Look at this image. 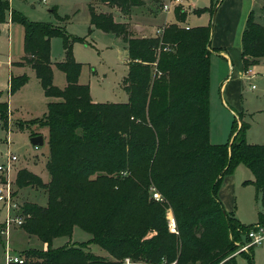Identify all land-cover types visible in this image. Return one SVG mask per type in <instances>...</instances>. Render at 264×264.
<instances>
[{
	"label": "trees",
	"instance_id": "trees-1",
	"mask_svg": "<svg viewBox=\"0 0 264 264\" xmlns=\"http://www.w3.org/2000/svg\"><path fill=\"white\" fill-rule=\"evenodd\" d=\"M99 1L125 16L143 5L142 0ZM8 11L11 21L24 28V55L16 64L29 65L44 96L57 99L47 104L44 116L33 120L48 127L44 167L49 180L25 167L14 177L16 188L42 189L46 197L43 205L24 201L17 214L19 226L46 247L26 249L21 263L9 264H121L125 259L237 264L240 254L254 264L253 245L239 250L242 232L247 236L254 224L244 225L226 212L218 189L225 175L244 164L253 175L244 183L255 187L264 206V144L246 141L249 123L240 119L232 121L229 142L209 140L210 55L217 51L210 44V25L185 28L179 22L186 14L177 8V22L164 25L160 35L136 37L129 23L116 22L88 4L90 24L121 37L128 54L123 81L127 101L97 103L88 85L79 83L81 64L72 56V44L84 40L48 23L29 21L10 8L8 0H0V21ZM52 35L63 40L65 57L56 65L65 75L64 88L53 83ZM241 55L245 71L264 56V26L253 12L241 34ZM26 81L25 75L11 77L10 93ZM7 114L8 102L0 101L3 125ZM151 190L159 192L160 200ZM168 210L175 232L169 227ZM258 217L257 223H264V214ZM74 226L90 238L52 245L57 237H70ZM90 244L109 256L94 254Z\"/></svg>",
	"mask_w": 264,
	"mask_h": 264
},
{
	"label": "rangeland",
	"instance_id": "rangeland-1",
	"mask_svg": "<svg viewBox=\"0 0 264 264\" xmlns=\"http://www.w3.org/2000/svg\"><path fill=\"white\" fill-rule=\"evenodd\" d=\"M8 3L10 8L29 21L48 23L54 29L84 40V42L77 40L72 44V56L81 64L79 83L88 85L94 102L127 101L128 97L123 89V81L128 71L125 57L126 44L120 38H115L112 33L93 27L90 24L88 11V4H91L96 12L109 13L116 22H122L119 21L121 12L117 7H110L99 0H8ZM149 3L151 5L147 9V14L157 11L155 20L149 23L147 29L152 33L155 32V26L163 22L161 16L164 15L153 0ZM192 3L183 6L186 20L179 23L185 25L184 22H187L190 26L210 25L212 45L225 44L227 28L237 15L235 0H193ZM246 3L247 1L243 2ZM201 8L205 11L195 12L196 9ZM255 9L260 12L261 7L256 6ZM140 10L141 6H138L133 7L130 12L132 28L130 24L127 28L131 36L140 35L142 27L139 26L146 24L141 17L135 16V12ZM174 20V12L168 13L166 21ZM255 21L264 25L263 17L255 16ZM143 32L145 33L146 29ZM49 43L53 83L59 88H64L65 75L56 65L65 57L62 37L52 35ZM23 44L24 28L20 23L11 21L8 11L5 20L0 21V94L1 98L8 102L6 125H3L0 119V165L6 163L8 154L16 155L17 160L11 163L8 173L11 202L15 206L7 210L4 202L0 200V264H6V254L24 258L22 251L42 248L40 240L35 236H28L13 220L7 228L3 224L5 218L14 219L17 216L24 201L38 202L42 205L46 202L42 189L34 187L18 189L14 186L16 171L24 167L40 175L44 181L47 180L44 162L49 150V131L47 126L33 120L44 116L47 112V104L57 100L44 96L39 80L29 65L16 64V61L19 62L24 55ZM227 51L229 61L216 53L210 55L209 140L215 144L229 142L232 138L230 135L232 121L240 119L250 124L245 135L246 141L251 144H264V57L248 66L252 69L251 76L242 78L245 67L241 50L235 40L227 47ZM22 75L27 77V81L10 93V78ZM225 80L227 82L223 89L222 84ZM239 124L240 122H237L238 126ZM36 134L42 135L44 139L43 144L37 147L30 142L31 135ZM2 175L6 178V174L0 171V179ZM230 178L234 182L235 190L234 217L244 225L254 224L252 228L257 224L264 227V223H257L258 213L264 214V206L256 197L255 187L251 183H244L245 180L253 179L251 171L244 164H239L229 176L225 177V180L228 181ZM150 193L155 200H160L159 192L151 190ZM155 193L157 197H154ZM166 216L169 222L171 219L174 220L171 210H168ZM88 238H90L89 233L74 226L70 237L55 238L53 246L77 243ZM246 238V233L242 232L240 242L246 243ZM89 250L100 256H109L96 244H90ZM236 260L237 264H247L243 254L237 255ZM253 263L264 264V239L253 247ZM121 264L127 263L124 260ZM134 264L144 263L134 262Z\"/></svg>",
	"mask_w": 264,
	"mask_h": 264
},
{
	"label": "crops",
	"instance_id": "crops-1",
	"mask_svg": "<svg viewBox=\"0 0 264 264\" xmlns=\"http://www.w3.org/2000/svg\"><path fill=\"white\" fill-rule=\"evenodd\" d=\"M143 1V5L141 6V10L140 11H136L135 12V16H138V17H141L143 20H145L146 24L142 25V26H139V27H142L141 28V31H140V35L136 36V37H146V36H154L156 35V31L163 28L164 25L168 24V23H171L170 21H166L168 19V13H163L164 16H161V20L163 21L160 25H154L155 26V32L152 31V33L149 31H147V29L149 28V23L151 21H154L155 20V17L157 15V11H154L152 12L150 15L147 14V9L149 7V5H151L149 3V1L151 2V0H142ZM154 1V0H153ZM244 1H247L246 4H243ZM235 2L237 3V15H236V18L234 20L231 21V25L229 28H227V41L225 44L223 45H212V34H211V39H210V44H211V47L214 49V50H217L216 52L214 51L213 53H216L220 56H222L224 59H226L227 61H229V55H228V51H227V47L230 46V43L235 40L236 43L239 45V48L241 50V34H242V31L245 27V21H246V18L248 16V14L250 12H253L254 14V18L255 16H259V17H263L264 19V11L262 9V6L264 5V1L263 0H235ZM193 4V3H192ZM256 6H259L261 7V10L260 12L259 11H256L255 7ZM175 16V15H174ZM121 20L119 21H122V22H127L130 24V19H131V15L129 14L128 16H125V15H122L121 14V17H120ZM186 20V19H185ZM176 21V18L173 22ZM185 25H188L190 26L187 22H184ZM261 24V23H259ZM146 25V26H145ZM262 25V24H261ZM198 26V25H196ZM264 26V25H263ZM130 27L132 28L131 24H130ZM146 29V32L144 33L143 31H145ZM113 34V33H112ZM114 35V34H113ZM115 38H120L121 37H117L114 35ZM121 41L126 44L122 39ZM127 47V45H126ZM211 53V54H213ZM126 56V60L128 61V54H125ZM264 57V56H263ZM262 57V58H263ZM22 58V57H21ZM20 58V59H21ZM261 59V58H260ZM259 59V61H260ZM17 62V61H16ZM12 63V62H11ZM13 64V63H12ZM230 67V65H229ZM252 75V69L248 68V70L244 71L242 73V78H246V76H251ZM66 80V79H65ZM79 81V80H78ZM227 82L226 80L224 81V83L222 84V88L224 89L225 88V85ZM91 96V95H90ZM46 97V96H45ZM128 97V96H127ZM0 101H7L6 99L4 98H1V94H0ZM247 113V112H246ZM250 126V124H249ZM249 129V128H248ZM36 135H39V134H36ZM211 135V134H210ZM43 142H44V139H43ZM215 144V143H214ZM47 159V157H46ZM44 165H45V162H44ZM45 168V167H44ZM46 170V169H45ZM31 171V170H30ZM47 172V171H46ZM230 174L228 175H225L223 178H222V181L220 183V186H219V189H218V198L219 200L221 201L224 209L226 212H228L229 214H233L236 210V207H235V190H234V182L233 180L230 178L228 181L225 180V177L226 176H229ZM47 180L44 181V182H47L49 180V175L47 173ZM43 179V178H42ZM226 181V182H225ZM225 183V184H224ZM27 189L28 188H31V187H26ZM24 189V188H23ZM1 223V222H0ZM26 233V232H25ZM27 234V233H26ZM30 236V235H28ZM31 237V236H30ZM89 239V238H88ZM42 245V248H45L46 247V244L45 243H41ZM53 245V243H52ZM134 264V263H133ZM145 264V263H144Z\"/></svg>",
	"mask_w": 264,
	"mask_h": 264
},
{
	"label": "built area",
	"instance_id": "built-area-1",
	"mask_svg": "<svg viewBox=\"0 0 264 264\" xmlns=\"http://www.w3.org/2000/svg\"><path fill=\"white\" fill-rule=\"evenodd\" d=\"M193 0H154L155 4L158 6L159 11L163 13H170L174 12L175 9L179 8L180 11L184 12L183 6L186 4L192 5ZM185 28H189L188 25H185ZM162 32V28L156 31V35H160ZM37 147V146H36ZM17 160V156L14 154H8L7 155V161L5 164L0 165V171L3 174H6V178L2 175L0 179V200L3 201L6 209H10L11 207H14L15 204L11 202V194H10V182L8 181V173L10 170V165L13 161ZM154 197H157V193L154 194ZM12 220L17 224H21V218L16 216L14 219L5 218L3 221V224L6 226V228L10 225V222ZM170 230L175 232V224L174 220L171 219V222H169ZM5 227L2 229V233L4 232ZM247 237L249 238V241L245 244L240 246L239 250H247V248L251 245L256 246L262 242L264 239V227L257 224L254 226V228H251L248 233ZM6 264L9 263H15L19 262L21 263L23 259L18 256H10L6 254L5 256ZM126 263L133 264V262H130L129 259H125ZM158 264H166V263H158Z\"/></svg>",
	"mask_w": 264,
	"mask_h": 264
},
{
	"label": "water",
	"instance_id": "water-1",
	"mask_svg": "<svg viewBox=\"0 0 264 264\" xmlns=\"http://www.w3.org/2000/svg\"><path fill=\"white\" fill-rule=\"evenodd\" d=\"M30 142L34 146H41L43 144V136L42 135H35L30 137Z\"/></svg>",
	"mask_w": 264,
	"mask_h": 264
}]
</instances>
